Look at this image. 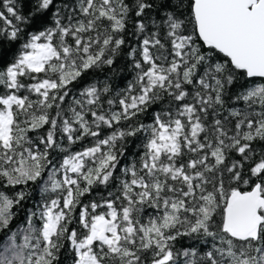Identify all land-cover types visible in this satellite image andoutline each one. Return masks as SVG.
Returning a JSON list of instances; mask_svg holds the SVG:
<instances>
[{
	"label": "snow or ice",
	"instance_id": "6c2138e0",
	"mask_svg": "<svg viewBox=\"0 0 264 264\" xmlns=\"http://www.w3.org/2000/svg\"><path fill=\"white\" fill-rule=\"evenodd\" d=\"M0 264H264V0H0Z\"/></svg>",
	"mask_w": 264,
	"mask_h": 264
},
{
	"label": "trees",
	"instance_id": "16d2710c",
	"mask_svg": "<svg viewBox=\"0 0 264 264\" xmlns=\"http://www.w3.org/2000/svg\"><path fill=\"white\" fill-rule=\"evenodd\" d=\"M70 147V150H72V151H75V150H79L80 149V147H81V145L78 143V144H76V145H74V146H69ZM132 151H136L137 149L135 148V147H132V149H131ZM29 191H31L32 192V201L34 202V201H36V200H38L39 198H40V193H39V188H38V186L37 185H32V187L29 189ZM29 207H31V203H29V205H28ZM15 226V225H14ZM184 243H191V241H185ZM179 246V245H178Z\"/></svg>",
	"mask_w": 264,
	"mask_h": 264
}]
</instances>
